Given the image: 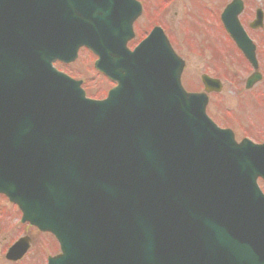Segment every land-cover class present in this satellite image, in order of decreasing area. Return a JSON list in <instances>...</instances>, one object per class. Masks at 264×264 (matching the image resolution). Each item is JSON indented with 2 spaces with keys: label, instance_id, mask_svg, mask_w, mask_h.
Returning <instances> with one entry per match:
<instances>
[{
  "label": "water",
  "instance_id": "water-1",
  "mask_svg": "<svg viewBox=\"0 0 264 264\" xmlns=\"http://www.w3.org/2000/svg\"><path fill=\"white\" fill-rule=\"evenodd\" d=\"M105 1L120 0H0V193L56 236L60 264L89 263V246L102 256L111 233L114 264H264V213L239 148L184 92L169 49L127 69L138 93L120 83L102 103L53 68L85 46L120 72L114 43L123 56L128 37ZM160 76L167 90L145 82Z\"/></svg>",
  "mask_w": 264,
  "mask_h": 264
},
{
  "label": "rangeland",
  "instance_id": "rangeland-1",
  "mask_svg": "<svg viewBox=\"0 0 264 264\" xmlns=\"http://www.w3.org/2000/svg\"><path fill=\"white\" fill-rule=\"evenodd\" d=\"M162 1L164 3L166 2V0ZM231 1L232 0H222V8L226 7ZM244 1L249 8L246 16H251L253 21L255 19L254 10L261 5V1ZM185 2H188V6H186L188 12L187 15H185L187 19H184L183 14H181L180 18L177 17L176 13L179 12L180 8L178 5L170 8L166 17V24L174 29V35L179 37L181 41V35L178 33L181 29L177 28V24L188 21L186 27L189 29L192 40L194 43H198V45L202 47V58L191 55L185 45L175 50L180 58L186 63L183 73L184 86L189 91L200 93L204 92L201 76L203 74H207L212 78L218 79V68L216 66L220 67L219 70H222L231 82L236 83L240 92H235L230 87L222 85L220 93L208 95V113L222 125L229 122L223 116V114H226L228 111L237 117L246 128L249 126V121H251L257 124L261 129H264V85L259 83L250 90L245 89V83L252 75L253 69L242 59V57H240L233 45L229 44L225 41V39L219 38L216 33L214 34V37L216 39L218 38L217 43L224 51V55H226L225 59H223L224 55L220 57L216 52H214L211 46L212 39L203 37L201 35V28H197L195 25L196 21L201 24L202 16L191 9V2ZM262 3L264 5V0H262ZM192 4H195V2H192ZM201 15L206 16V14ZM149 27L150 26L146 25L145 22H140L137 26L139 37L137 36L136 40L145 36ZM183 35H185V33H183L182 36ZM256 35H259V33H254V36ZM183 38L187 39L184 36ZM261 60L264 62V54L261 56ZM91 63L92 58L89 57L88 53L82 52L79 59L73 64V66L64 67L63 69L71 72L73 76H78V79L87 81V87L88 91L90 90V95L102 97L111 85L93 70ZM225 127H228V125ZM0 205V213L5 215L4 220L0 222V226L2 228L1 231L3 232H0V264H9L3 257V254L12 241L23 236H28L32 239L33 247L30 248L29 255H27L26 259L20 264H45L43 246L45 244L46 247H50L47 245L51 244V248L53 249L52 252L55 253L58 248L56 241L54 242V240L48 235H42L33 229H28L26 227H22L21 225L15 227L14 223L18 222H16V219L19 215H15V210L12 206L2 199H0Z\"/></svg>",
  "mask_w": 264,
  "mask_h": 264
},
{
  "label": "flooded vegetation",
  "instance_id": "flooded-vegetation-1",
  "mask_svg": "<svg viewBox=\"0 0 264 264\" xmlns=\"http://www.w3.org/2000/svg\"><path fill=\"white\" fill-rule=\"evenodd\" d=\"M141 1L143 3L146 14H150V16H152V17H159V23H161L163 26H165L167 13L170 10V8L174 7V6L169 5V4L174 2L175 0H166L165 3L162 0H141ZM185 1L191 2V4H190L191 9L194 10L197 14H200V16H202L201 24L196 21L195 25L197 26V28H201V32H202L201 35L203 37L212 39L211 46H212L214 52H216L220 57L224 55V51L222 50L220 45L217 43L218 38L216 39L214 37V34L216 33L219 38L225 39V41H227L229 44L233 45L235 47L236 51L239 53L240 57H242V59L247 64H249V66L251 68H253L252 65L246 59L243 52L233 42L229 33L227 32V30L225 29V27L222 23V19H221L222 14L228 5L224 8H222V0H185ZM185 1L182 0L180 3L183 4V7H184L183 9H184L185 13H187L188 10L186 9V6H188V2L186 3ZM256 1H261V5L254 10L255 19L252 21L251 16L250 17L246 16L247 12L249 11V8L247 7V9H246V7H245L243 12L239 16V20H240L242 26L245 28L248 36L250 37V39L253 41V43L255 45V57H256V64H257L256 74L258 76H260L259 81L256 83V85L259 83L264 85V62L261 60V56L264 54V5L262 3V0H256ZM192 2H195V4H192ZM154 4H156V5L159 4V6L156 8L154 6ZM167 4H168V6H167ZM245 4H246V2H245ZM160 13H162V15H160ZM201 14H206V16L201 15ZM176 15H177V17L180 18L181 10L179 12H177ZM254 21L256 22V25H254ZM198 26H200V27H198ZM178 33L181 35L182 41L180 40L179 37H177L176 35H173L172 42L174 45V49L176 50L179 47H182L183 45H185L186 48L189 50L191 55L198 57V58H200V57L202 58L203 57L202 47L200 45H198V43H194V41L192 40V36H190L189 29L186 28L185 32L178 31ZM183 33H185V35H183V36L186 37L187 39L183 38V36H182ZM254 33H259V35L254 36ZM225 56L226 55L223 56V59H225ZM216 67L218 68V75H219L218 80L221 79V76L226 77V74L222 70H219L220 67H218V66H216ZM213 94H215V93H213ZM223 116L225 117V119H227L229 121L228 123H230L229 124L230 126H232L234 128H236V126H238L237 132L233 129L236 132V138L238 141H241L243 138L248 137V136L240 137V132L244 131L243 133H245L246 135H249V137L252 138L254 141H257L258 143L264 144V129H261L257 124H255L253 122L249 123V126L246 128L243 125V123L240 122L238 120V118L235 117L232 113L226 112V114H223ZM235 124H236V126H235ZM17 214L18 213L15 211V215H17ZM4 216L5 215H1V221L0 222H2V220H4ZM17 219H18V217H17ZM32 247H33V242H32ZM48 250L52 251L53 249L51 248V246L49 247V249H47L46 245L44 244L43 253H44L45 264H48V258H50L51 256H56L59 254V253L56 255L55 254H48L47 253ZM24 260H22L19 263L18 262L17 263L8 262V263L9 264H20Z\"/></svg>",
  "mask_w": 264,
  "mask_h": 264
}]
</instances>
